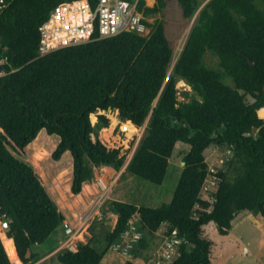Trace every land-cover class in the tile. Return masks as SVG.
<instances>
[{
  "label": "trees",
  "instance_id": "trees-1",
  "mask_svg": "<svg viewBox=\"0 0 264 264\" xmlns=\"http://www.w3.org/2000/svg\"><path fill=\"white\" fill-rule=\"evenodd\" d=\"M62 1L6 0L0 13V219L6 214L9 221L6 240L0 232V264H35L41 257L28 255L30 249L65 220L34 167L9 146L24 154L43 129L58 135L52 158L71 152V190L80 194L95 167L120 170L126 163L120 149L97 137L110 119L100 115L94 125V113L108 109L119 110L121 119L136 127L149 119L127 171L162 184L178 142L190 145L184 167L170 202L139 207L114 201L117 221L104 240L80 243L77 251L64 249L59 261L101 264L138 213L148 231L168 224L166 234L182 239L168 264H212L206 225L214 222L220 235H228L239 212L264 216V118L258 112L264 106V0H177L186 19L196 18L170 76L175 49L163 20H144L148 35L125 31L102 38L96 32L88 42L41 55L39 28ZM89 1L93 7L98 2ZM170 1L150 7L139 0L138 9L147 17ZM208 53L218 67L207 63ZM179 80L193 89L189 100H179ZM211 145L232 151L227 168L215 175L213 201L201 195L210 174L205 151ZM134 258L122 264H136Z\"/></svg>",
  "mask_w": 264,
  "mask_h": 264
},
{
  "label": "rangeland",
  "instance_id": "rangeland-1",
  "mask_svg": "<svg viewBox=\"0 0 264 264\" xmlns=\"http://www.w3.org/2000/svg\"><path fill=\"white\" fill-rule=\"evenodd\" d=\"M145 3L146 6L152 7L157 0H145ZM146 18L150 23L156 20H163L166 23V34L175 49L174 59L168 71L170 76L196 15L192 19H186L177 0H172L162 12ZM150 30V27L145 30L146 35ZM206 61L209 65L218 67V60L212 53L207 54ZM225 81L233 85L230 78ZM177 88L178 98L181 101L189 100L194 93L184 80L178 81ZM100 115H106L110 123L107 127L102 126L97 129V137L108 148L120 149L121 154L126 156V163L120 170L107 165L95 167L93 179L85 183L88 188L83 187L80 195L74 194L71 190L73 176L71 152H65L60 160L52 158V153L60 140L58 135H49L43 130L27 147L24 154L14 151L9 146L15 155L34 167L48 193L64 213L65 220L76 226L83 224L77 237L78 244L95 239L104 240L106 233L113 229L117 221V213L111 207L114 201H126L139 207L143 205L159 207L165 202H170L184 167L183 156L190 148L189 144L178 142L163 183L160 185L151 183L126 170L128 161L145 134L149 119L142 126L136 127L133 123L124 122L119 110L108 109L94 113V125L100 122ZM125 125L137 129L129 136L128 131L124 129ZM253 134H257L256 129ZM41 152L45 153L42 159L38 158ZM231 155L232 151L227 146L211 145L206 149L205 156L210 174L201 194L203 198L214 200L213 194L217 188L215 175L219 169L227 168V161ZM98 176L106 179L105 182L109 186L107 190L99 189ZM168 229L169 225L163 224L157 232L152 233L142 227L139 214L136 213L129 222L128 230L112 246L101 264H122L125 259H132L133 256L136 264L172 262L177 256V249L182 239L177 237L175 232L170 236L167 235ZM7 230L0 224V232L4 240L7 239ZM204 231L213 242L212 264H264V216L261 213L249 210L239 212L233 220V227L228 235H220L214 222L206 225ZM63 239L61 225L44 243L34 245L28 255L31 252L40 255L41 258L35 264H63L58 259V254L64 251L59 249ZM95 246L102 250L105 244H95Z\"/></svg>",
  "mask_w": 264,
  "mask_h": 264
},
{
  "label": "built area",
  "instance_id": "built-area-1",
  "mask_svg": "<svg viewBox=\"0 0 264 264\" xmlns=\"http://www.w3.org/2000/svg\"><path fill=\"white\" fill-rule=\"evenodd\" d=\"M138 2L139 0H98L95 7L89 0H65L58 3L39 28L40 54L88 42L96 32L102 38L125 31L146 35L145 30L148 26L144 20H148L138 9ZM6 6V0H0V13ZM97 181L100 190L109 188L108 183L105 185L106 179L103 176H98ZM0 224L2 228H9L6 214L0 219ZM82 227L83 224L76 226L64 220V239L59 249L77 251L79 247L77 237Z\"/></svg>",
  "mask_w": 264,
  "mask_h": 264
},
{
  "label": "bare ground",
  "instance_id": "bare-ground-1",
  "mask_svg": "<svg viewBox=\"0 0 264 264\" xmlns=\"http://www.w3.org/2000/svg\"><path fill=\"white\" fill-rule=\"evenodd\" d=\"M136 129H137V128H135V127H131V128L129 129L128 135L131 136V135L134 133V131H135ZM44 155H45V153L41 152V153L38 155V158L42 159V158L44 157ZM38 160H39V159H38ZM104 183H105V185L107 184L105 181H104ZM84 187H85L84 189H87V188H88L87 185H85ZM69 190H70V189H69ZM70 191H71V190H70ZM79 195H80V194H79Z\"/></svg>",
  "mask_w": 264,
  "mask_h": 264
},
{
  "label": "crops",
  "instance_id": "crops-1",
  "mask_svg": "<svg viewBox=\"0 0 264 264\" xmlns=\"http://www.w3.org/2000/svg\"><path fill=\"white\" fill-rule=\"evenodd\" d=\"M264 108V106L263 107H261L260 109H259V115L261 116V117H263L264 118V111H261L262 109ZM260 111H261V113H260ZM44 131H46L45 129H43ZM42 131V130H41ZM44 133V132H43ZM64 155V154H63ZM63 157V156H62ZM73 159V158H72ZM35 245H37V244H35Z\"/></svg>",
  "mask_w": 264,
  "mask_h": 264
},
{
  "label": "water",
  "instance_id": "water-1",
  "mask_svg": "<svg viewBox=\"0 0 264 264\" xmlns=\"http://www.w3.org/2000/svg\"><path fill=\"white\" fill-rule=\"evenodd\" d=\"M130 160H131V159H130ZM130 160H129V161H130ZM129 161H128V163H129ZM128 163H127V165H128ZM184 163H185V162H183V164H184ZM127 165H126V166H127Z\"/></svg>",
  "mask_w": 264,
  "mask_h": 264
}]
</instances>
